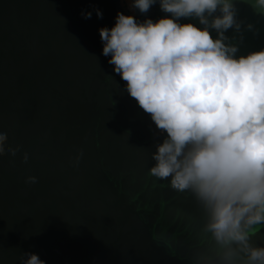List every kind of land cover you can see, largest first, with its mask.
Listing matches in <instances>:
<instances>
[{
	"label": "water",
	"instance_id": "obj_1",
	"mask_svg": "<svg viewBox=\"0 0 264 264\" xmlns=\"http://www.w3.org/2000/svg\"><path fill=\"white\" fill-rule=\"evenodd\" d=\"M235 2L241 28L226 35L237 55L264 47V16ZM130 4L0 0V264H22L26 252L46 264H225L204 203L150 174L166 134L102 54L99 29L118 12L170 15L158 2L147 13ZM241 227L264 245V223ZM231 247L233 264H246Z\"/></svg>",
	"mask_w": 264,
	"mask_h": 264
},
{
	"label": "clouds",
	"instance_id": "obj_2",
	"mask_svg": "<svg viewBox=\"0 0 264 264\" xmlns=\"http://www.w3.org/2000/svg\"><path fill=\"white\" fill-rule=\"evenodd\" d=\"M157 2L170 15L139 21L118 12L114 26L99 29L102 54L166 134L152 153L150 174L194 191L209 210L207 228L227 246L225 264L236 256L233 242L246 264H264V245H253L241 227L264 223V47L237 55L239 44L226 35L241 28L235 0H131L130 7L147 13ZM249 3L264 16V0ZM81 15L88 19L91 11ZM4 139L0 129V150ZM21 260L46 264L34 252Z\"/></svg>",
	"mask_w": 264,
	"mask_h": 264
}]
</instances>
